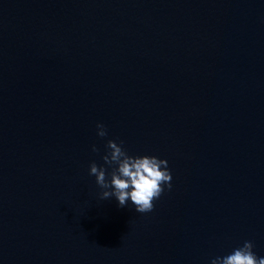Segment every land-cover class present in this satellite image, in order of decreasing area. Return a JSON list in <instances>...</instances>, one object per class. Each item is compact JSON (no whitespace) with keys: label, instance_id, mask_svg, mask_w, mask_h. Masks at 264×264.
I'll return each mask as SVG.
<instances>
[{"label":"water","instance_id":"water-1","mask_svg":"<svg viewBox=\"0 0 264 264\" xmlns=\"http://www.w3.org/2000/svg\"><path fill=\"white\" fill-rule=\"evenodd\" d=\"M108 140L167 161L153 211L100 199ZM245 241L264 257V0H0V264H211Z\"/></svg>","mask_w":264,"mask_h":264},{"label":"clouds","instance_id":"clouds-1","mask_svg":"<svg viewBox=\"0 0 264 264\" xmlns=\"http://www.w3.org/2000/svg\"><path fill=\"white\" fill-rule=\"evenodd\" d=\"M97 135L105 137L107 129L104 124L98 123ZM114 140H108L106 148L109 150L103 157L105 165L112 167L109 174L104 166L92 162L89 174L94 175L96 184L103 190L100 199L114 197L119 206L124 207L129 201L135 206L138 213H148L154 209V201L159 199L167 187H172L171 173L167 161L156 156H130ZM94 152L99 150L93 146ZM110 175V179L108 178ZM253 243L245 241L242 247L236 248L227 256L217 257L211 264H264V257H257L253 251Z\"/></svg>","mask_w":264,"mask_h":264}]
</instances>
